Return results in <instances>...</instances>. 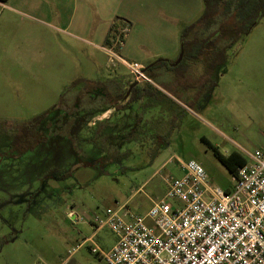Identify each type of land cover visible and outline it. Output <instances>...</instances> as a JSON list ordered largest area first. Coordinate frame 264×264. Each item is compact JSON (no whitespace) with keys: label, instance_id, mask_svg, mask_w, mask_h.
<instances>
[{"label":"rangeland","instance_id":"1","mask_svg":"<svg viewBox=\"0 0 264 264\" xmlns=\"http://www.w3.org/2000/svg\"><path fill=\"white\" fill-rule=\"evenodd\" d=\"M137 1L133 24L116 18L108 44L65 29L40 0L0 2V264H104L92 249L117 241L98 228L108 209L127 203L145 215L191 160L212 186L231 189L215 150L264 149V14L213 75L195 60L145 70L149 92L132 108L111 106L137 79L109 53L113 35L123 40L113 51L129 63L174 62L182 29L205 8L171 0L162 12L165 0ZM48 110L34 137L20 141L25 124Z\"/></svg>","mask_w":264,"mask_h":264},{"label":"built area","instance_id":"2","mask_svg":"<svg viewBox=\"0 0 264 264\" xmlns=\"http://www.w3.org/2000/svg\"><path fill=\"white\" fill-rule=\"evenodd\" d=\"M122 44L113 35L111 56L147 77L142 64L113 51ZM240 149L246 162L231 189L212 186L200 163L181 162L182 175L167 179L166 196L145 215L127 203L108 209L98 228L108 226L117 241L92 251L104 264H264V149Z\"/></svg>","mask_w":264,"mask_h":264},{"label":"trees","instance_id":"3","mask_svg":"<svg viewBox=\"0 0 264 264\" xmlns=\"http://www.w3.org/2000/svg\"><path fill=\"white\" fill-rule=\"evenodd\" d=\"M0 1L7 2L8 0ZM204 4L205 8L202 15L195 22L184 26L182 29L181 43L185 49V56L181 63L186 60L201 61L204 65L206 75H213L214 71L225 63L227 52L231 46L239 42L244 34L250 33L254 26L260 21L264 14V0H204ZM237 27H240V29H237ZM163 65L169 67L168 62L157 61L146 70ZM78 82L79 81L74 82L73 85ZM97 85H99V83L95 85V88ZM148 92V89L140 85L135 86L128 102L123 104L121 108L119 107V109H129L134 102L138 101ZM64 96L65 94L61 96L60 104L56 105L55 108L62 105ZM123 96L124 95L121 96L117 94L113 102H111V106H119L118 101H120ZM79 99H81L80 96L77 100L78 104H80ZM51 111L52 110H48L26 123L25 127L27 133L20 141L24 138L27 140L33 138L34 136L32 135L34 134L33 131L36 128V124L42 122ZM3 124V122H0V129L4 127L2 126ZM25 127L19 126L17 128L14 136L15 141H18L17 139H19ZM30 128L32 132L29 131ZM25 142L27 141L25 140ZM215 152L221 162L233 175L236 174L238 167L244 165L246 162V159L238 152H232L228 156L223 155L218 149H216Z\"/></svg>","mask_w":264,"mask_h":264},{"label":"crops","instance_id":"4","mask_svg":"<svg viewBox=\"0 0 264 264\" xmlns=\"http://www.w3.org/2000/svg\"><path fill=\"white\" fill-rule=\"evenodd\" d=\"M9 1V0H8ZM43 10H49L50 12L61 16L60 23L64 24L67 28H79L80 31L93 33V36L97 35L104 43H110V34L116 23V18H121L124 22L133 24L134 20V3L137 4V0H40ZM50 2L48 4V2ZM181 1V0H178ZM1 2V1H0ZM5 3V2H3ZM161 6H157V10H169L171 0L162 1ZM51 9H50V7ZM161 10V11H162ZM72 11V15H70ZM46 12V11H45ZM43 11V13H45ZM79 12L82 19L78 22L73 20L74 14ZM163 12V11H162ZM165 13V12H164ZM42 24L44 21H41ZM64 30V29H62ZM109 35V36H108ZM152 64V63H151ZM151 80L148 78V82ZM149 82V83H150ZM151 84V83H150ZM143 83L140 85L141 87ZM157 86V85H156ZM232 152H241L237 150L230 151L225 156L230 155ZM243 156V155H242Z\"/></svg>","mask_w":264,"mask_h":264},{"label":"water","instance_id":"5","mask_svg":"<svg viewBox=\"0 0 264 264\" xmlns=\"http://www.w3.org/2000/svg\"><path fill=\"white\" fill-rule=\"evenodd\" d=\"M184 56H185V49H184L183 44H181V52H180L179 57H178V59H177L176 61L172 62L171 60H169V59H164V58H160V59H158L157 61H166V62L169 63V65H170L171 67H175V66H178V65L183 61ZM157 61H156V62H157ZM156 62H154V63H156ZM154 63H152V64H150L149 66H147L144 70H146L148 67L152 66ZM147 80H148L147 77H142V78H140L139 80H137V81L131 83V85L129 86V90H128V92H127L126 97L130 94V92H131V90H132L133 87H135V86H137L139 83H143L144 81H147Z\"/></svg>","mask_w":264,"mask_h":264},{"label":"flooded vegetation","instance_id":"6","mask_svg":"<svg viewBox=\"0 0 264 264\" xmlns=\"http://www.w3.org/2000/svg\"><path fill=\"white\" fill-rule=\"evenodd\" d=\"M137 80H139V79H134L132 82L130 81L129 83H128V86H127V90H126V92H125V94H124V96H123V98L121 99V101H125L124 103L126 104L127 102H128V100H129V98H130V96H131V93H132V90H133V88H132V90H131V92H130V94L126 97V95H127V92H128V90H129V86L131 85V83H133V82H135V81H137ZM142 83H139L138 85H141ZM144 84V83H143ZM137 85V86H138ZM143 86V85H142ZM144 88V87H143ZM121 101H118V105H119V103L121 102ZM133 106V105H132ZM132 106L130 107V108H132ZM118 106H116V108H117Z\"/></svg>","mask_w":264,"mask_h":264}]
</instances>
